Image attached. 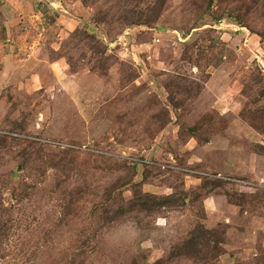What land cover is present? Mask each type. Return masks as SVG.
<instances>
[{"label":"rangeland","instance_id":"rangeland-1","mask_svg":"<svg viewBox=\"0 0 264 264\" xmlns=\"http://www.w3.org/2000/svg\"><path fill=\"white\" fill-rule=\"evenodd\" d=\"M263 109L264 0H0V264H264Z\"/></svg>","mask_w":264,"mask_h":264},{"label":"trees","instance_id":"trees-1","mask_svg":"<svg viewBox=\"0 0 264 264\" xmlns=\"http://www.w3.org/2000/svg\"><path fill=\"white\" fill-rule=\"evenodd\" d=\"M133 24H142V23H148L147 21L144 20V18H132ZM253 116L257 119H262L264 120V109L263 111H257L255 113H253ZM250 119V118H249ZM252 119L254 120V118L252 117ZM251 126L257 130L262 132V128L253 121V123L251 124ZM142 197H145L143 195H141ZM201 237L198 236L197 238H192L189 241L186 242L185 246L188 248L189 251V259H194L196 257H198V253H200L199 248L201 247Z\"/></svg>","mask_w":264,"mask_h":264},{"label":"crops","instance_id":"crops-1","mask_svg":"<svg viewBox=\"0 0 264 264\" xmlns=\"http://www.w3.org/2000/svg\"><path fill=\"white\" fill-rule=\"evenodd\" d=\"M209 202V201H208ZM207 203V202H206Z\"/></svg>","mask_w":264,"mask_h":264}]
</instances>
